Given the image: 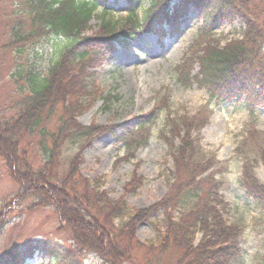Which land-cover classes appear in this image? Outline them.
<instances>
[{
  "label": "trees",
  "instance_id": "obj_1",
  "mask_svg": "<svg viewBox=\"0 0 264 264\" xmlns=\"http://www.w3.org/2000/svg\"><path fill=\"white\" fill-rule=\"evenodd\" d=\"M127 1L130 12L122 23L113 21L108 10L101 11L104 15L99 19L102 33L99 37L86 34L90 22L99 16V0H20L19 3L17 0L15 3L17 9L9 15L10 48H22L39 38L61 37L69 42L46 73L33 66H28L24 72L19 71L20 78L26 81L22 93L7 109V115L0 113V157L19 187L15 198L18 201L33 198L39 207L54 206L61 216L59 222L72 233L78 251L99 254L109 264L136 260L149 264L155 250L160 255L169 253L176 257L174 264H233L240 253L241 227L224 218L221 208L226 210L229 203L220 195L213 174L202 179V174L212 163L205 161L203 164V160H196L199 149H196L190 132L181 139L183 144L178 152H175V140L170 141L173 157L182 159V165L177 163L179 173L169 183L171 192L168 196L150 207L134 208L124 197L111 198L102 187L103 181L97 179L92 184L83 177L77 154L68 160V167L63 165L62 152H58L63 138H72L81 144L92 134L96 136L105 130L116 133L109 127H90L77 122V113L81 111L66 103L77 89L84 87L77 72L83 76L86 63L99 59L104 47L131 42L165 18L177 21L176 16L170 14L174 0H149L142 18L138 9L143 0ZM189 3L204 7V13L212 11L203 14L205 18L231 23L239 21L245 28L240 37L225 45L203 39L204 47H191L185 64L177 66L178 80L188 87L196 83L216 99L230 100L240 95L252 110L256 105H264V0H181L179 4L185 7ZM94 41L101 44L99 50L97 46H90ZM195 64L199 66L197 74L192 73ZM188 66L191 69L185 72ZM58 86H66L68 90L63 105H67L69 111L57 120L59 128L54 133L51 123L56 114L53 96ZM89 87L91 82L87 78L85 89ZM112 100L110 96L109 101ZM146 123L145 120L139 122L135 130L147 129ZM119 140L125 145V153L131 157L145 143L138 141L127 129ZM245 176L242 185L246 196L264 206V184L247 171ZM141 182L135 173L132 184L139 186ZM191 193L198 197L194 208L180 213L179 218L173 216L174 210L181 207ZM162 210L165 212L163 226L152 221L157 242L139 243L136 240L137 227ZM198 233L202 238L197 242ZM51 253L52 264H81L80 254L71 247L54 246ZM109 253L113 258L108 257ZM0 264L20 263L8 255L0 259Z\"/></svg>",
  "mask_w": 264,
  "mask_h": 264
},
{
  "label": "rangeland",
  "instance_id": "obj_2",
  "mask_svg": "<svg viewBox=\"0 0 264 264\" xmlns=\"http://www.w3.org/2000/svg\"><path fill=\"white\" fill-rule=\"evenodd\" d=\"M99 1V9L105 7L111 11L113 21L121 22L128 16V1ZM178 2L176 0L173 7L178 11L176 16H180L177 18L179 26L176 21L164 22L165 26L154 25V33L143 35L129 46L104 47L99 59L86 63L83 76L77 72L84 87L77 89L66 102L81 111L77 113V122L90 127H109L116 133L105 130L96 136L92 134L81 144L72 138H63L58 152H62L64 167H68V160L77 154L83 177H87L92 184L97 179L103 181L102 187L111 198L118 200L124 197L131 207L145 208L161 201L171 192L169 183L179 173L177 163L182 165V159L173 157L170 141L175 140V152H178L183 144L181 139L190 132L196 149H199L196 160H203V164L205 161L212 163L202 174V179L212 173L213 181L219 184L220 195L229 203L226 210L221 208L224 218L228 223L240 226L242 232L244 221L251 216L253 232L259 237L250 244L241 243L239 239L240 253L233 264H264L263 204L248 198L242 183L239 187L230 188V192L217 179L231 161L243 159L252 162L254 158H263L264 121L257 114L264 116V105H256L252 110L240 95L230 100L216 99L196 83L189 87L181 83L176 74L177 66L185 64L191 47H204L206 43L203 39H211L214 43L220 41L225 45L231 39L240 37L245 27L239 21L231 23L205 18L203 14H211L212 11L204 13V7L199 8L191 3L182 11ZM15 3L17 0L0 2V113L4 115L19 99L22 86L26 83L20 78L19 71L24 72L28 66H33L46 73L69 43L61 37L39 38L22 48H10L9 15L17 9ZM147 7L149 0H143L140 17ZM99 13L102 14L101 11ZM102 16L90 22L86 32L89 37L102 35L99 23ZM170 19L173 20L171 16ZM206 22H209V26ZM90 46H97L99 50L101 44L94 41ZM189 69L188 66L185 72ZM198 70L199 66L195 64L192 73L197 74ZM86 77L91 87L85 89ZM68 79L72 80L70 76ZM60 87L55 88L58 89L53 96L56 114L51 123L54 133L59 128L57 120L69 111L68 106L63 105L68 90L66 86ZM110 96L113 98L111 102ZM143 120L148 128L135 130ZM258 124L262 126L258 127ZM126 129L138 141L145 142L134 157L125 153V145L119 140ZM135 173L142 181L139 186L132 184ZM18 194L19 187L11 179L9 169L0 157V259L12 255L20 264H52L51 251L54 246H66L80 254L81 264H109L99 254L88 250L78 251L72 233L61 225L60 213L54 206H36L33 198L18 201L15 198ZM197 199L196 193L189 194L182 206L174 210L173 216L179 218L180 213L194 208ZM62 205L60 200L61 208ZM164 214L162 210L137 227L136 240L139 243L149 245L157 242L152 221L163 226ZM201 236V233L196 235L197 242ZM151 256L149 264H174L176 258L169 253L160 255L157 250ZM108 257L113 258V255L109 253ZM136 261L121 264H141ZM142 264H145L143 260Z\"/></svg>",
  "mask_w": 264,
  "mask_h": 264
},
{
  "label": "clouds",
  "instance_id": "obj_3",
  "mask_svg": "<svg viewBox=\"0 0 264 264\" xmlns=\"http://www.w3.org/2000/svg\"><path fill=\"white\" fill-rule=\"evenodd\" d=\"M261 121H264V116H260ZM262 125L258 124V127ZM246 171L249 172L259 183L264 184V158H254L252 162H246L243 159L234 160L226 165L225 171L217 177V179L223 183V186L230 188L239 187L242 181L245 180ZM231 192V191H230ZM251 215H255L252 213ZM259 239L253 232L251 216L246 219L242 225V232L240 235V241L244 244H250L254 240Z\"/></svg>",
  "mask_w": 264,
  "mask_h": 264
}]
</instances>
